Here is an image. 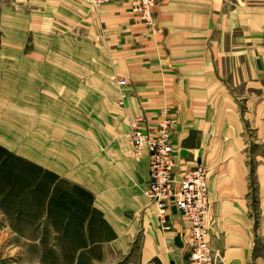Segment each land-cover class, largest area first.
Segmentation results:
<instances>
[{
    "label": "crops",
    "instance_id": "0c3cea01",
    "mask_svg": "<svg viewBox=\"0 0 264 264\" xmlns=\"http://www.w3.org/2000/svg\"><path fill=\"white\" fill-rule=\"evenodd\" d=\"M80 3L55 9L66 15L59 40L83 52L87 69L57 72L72 80L57 86L95 128L66 143L56 168L90 194L103 225L89 234L90 255L104 253L106 264H189V224L172 203L160 224L139 190L148 160L134 158L126 138L128 118L153 128L167 108L174 180L198 164L208 170L213 248L223 264H264V0H163L151 28L125 0ZM72 60L75 68L77 54Z\"/></svg>",
    "mask_w": 264,
    "mask_h": 264
},
{
    "label": "rangeland",
    "instance_id": "374dc122",
    "mask_svg": "<svg viewBox=\"0 0 264 264\" xmlns=\"http://www.w3.org/2000/svg\"><path fill=\"white\" fill-rule=\"evenodd\" d=\"M60 2L0 0V264H106L104 253L88 251L89 234L103 228L90 194L57 174L66 143L95 128L57 86L72 82L57 72L87 69L83 52L59 40Z\"/></svg>",
    "mask_w": 264,
    "mask_h": 264
},
{
    "label": "built area",
    "instance_id": "2783aa9c",
    "mask_svg": "<svg viewBox=\"0 0 264 264\" xmlns=\"http://www.w3.org/2000/svg\"><path fill=\"white\" fill-rule=\"evenodd\" d=\"M95 8L113 0H83ZM131 12L147 26L153 24V10L161 0H127ZM121 87L126 81L118 80ZM175 119L169 110H161L153 128H149L145 118L129 119L127 141L132 147L134 158H147L149 175L140 188L142 195L155 206L160 224L165 223L169 203L189 224L188 248L189 264H222V258L210 243V193L208 171L202 164L185 173L176 183L173 178L175 159L170 135Z\"/></svg>",
    "mask_w": 264,
    "mask_h": 264
}]
</instances>
